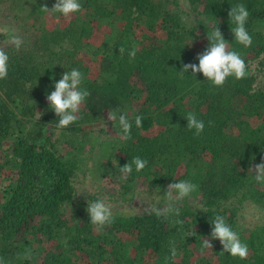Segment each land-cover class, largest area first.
<instances>
[{
	"label": "trees",
	"instance_id": "obj_1",
	"mask_svg": "<svg viewBox=\"0 0 264 264\" xmlns=\"http://www.w3.org/2000/svg\"><path fill=\"white\" fill-rule=\"evenodd\" d=\"M54 2L0 0V19L9 27L0 33L9 55L7 77L0 79V258L6 264H264V184L251 171L264 158V82L256 84L251 65L257 60L264 69V0H80L81 11L67 18L40 9ZM237 3L249 12L250 47L230 30L228 12ZM215 24L248 73L222 87L202 73H180L184 64H198ZM12 35L23 41L19 50ZM72 69L83 74L81 87L90 95L78 119L58 128L46 96ZM116 109L133 121L128 140L118 121L107 119ZM189 112L204 121L198 136L186 126ZM137 156L148 164L140 172L133 166L124 178L119 167ZM179 180L198 190L178 203L179 216L157 217L151 206H166L165 190ZM105 181L117 186L105 202L121 197V204L111 203L114 222L97 231L87 201L104 200L91 187L104 188ZM137 194L149 204L127 202ZM250 208L259 213L253 221ZM216 215L248 245L246 259L224 252L219 240L203 248Z\"/></svg>",
	"mask_w": 264,
	"mask_h": 264
},
{
	"label": "clouds",
	"instance_id": "obj_2",
	"mask_svg": "<svg viewBox=\"0 0 264 264\" xmlns=\"http://www.w3.org/2000/svg\"><path fill=\"white\" fill-rule=\"evenodd\" d=\"M40 9L49 16L60 14L67 18L74 13L80 12L82 5L80 0H55L51 8L44 5ZM248 16L249 12L242 3L233 5L228 12V18H230L233 25L230 30L234 36V40L244 47L252 45V37L245 27ZM206 39L208 44L205 50L196 57L198 64H184L180 70L181 76L190 69L193 76L196 73H202L205 79L210 81L215 87H222L229 77L240 80L247 76V66L244 59L237 51L230 50V43L223 37L218 24L212 26L211 31L206 34ZM10 41L17 50L20 49L23 43L22 39L16 35L10 36ZM119 53L123 56L125 48L120 47ZM128 56L130 60L135 59V47L128 51ZM8 61V53L0 48V79L7 77ZM83 79V74L78 69H72L69 72L64 71L61 78L54 83V91L47 94L46 100L49 108L59 117L58 128H66L78 119L77 114L80 112L86 98L90 95L88 90L81 87ZM184 118L187 121V128L194 130L195 135L198 136L203 132L205 127L204 121L198 119L195 113L189 112ZM107 119L111 122L118 121L121 138L124 140L130 139L133 121L129 120L127 113L116 109L107 113ZM142 121L143 117L137 114L134 118L135 126L137 128L142 127ZM209 123L211 124V122ZM147 164L148 161L146 159L137 156L133 157L130 162L124 164L122 167H119V170L124 178H126L132 173L133 166L137 172H140ZM251 171L253 172L252 179L256 183L264 184V158L261 159L260 163L255 164L254 167L251 165ZM197 190L198 185L190 180H179L170 183L163 196L168 201L166 206L161 208L152 205L151 211L157 217L179 216L180 209L177 206L178 203L191 197L192 193ZM86 211L89 215L90 223L96 227L97 231L103 230L114 222L115 217L112 206L103 199L97 198L96 202L88 200ZM177 223H182V221H177ZM210 223V238H202L204 249H211L213 246L211 241L219 240L223 251L227 254L240 259L247 258L249 253L248 245L241 241L239 234L226 222V218L223 215H216ZM29 255L30 253L26 251L24 257L27 258ZM170 256L171 258L177 256L174 245L170 248ZM0 264H6L3 258H0Z\"/></svg>",
	"mask_w": 264,
	"mask_h": 264
},
{
	"label": "rangeland",
	"instance_id": "obj_3",
	"mask_svg": "<svg viewBox=\"0 0 264 264\" xmlns=\"http://www.w3.org/2000/svg\"><path fill=\"white\" fill-rule=\"evenodd\" d=\"M8 23H3L0 19V33L1 32H5V31H8ZM251 65H252V68L254 70V72L256 73V84L257 85H261L263 82H264V69H258L257 67V60H252L251 61ZM93 185V184H91ZM102 186V184H101ZM103 186L104 188H98L97 185L95 186H92L91 187V190L94 191V190H99L101 189V193L99 194L100 197L104 198V200H106V196H107V192H113V193H116V189H117V186L115 184V182H111V181H105L103 182ZM104 190V191H103ZM138 192V191H137ZM120 198L121 197H116V202H111L112 204H116V205H120ZM129 199L127 200V202L132 201V203L134 204V206L136 207H142V205H148V204H144L142 203V201H144V197L143 195L141 194H137L135 195L133 198H131L130 196L128 197ZM111 203H109L111 205ZM247 216L249 219H251L252 221L254 219H257V217L259 216V213L257 210H255L254 208H250V210L248 211L247 213Z\"/></svg>",
	"mask_w": 264,
	"mask_h": 264
}]
</instances>
